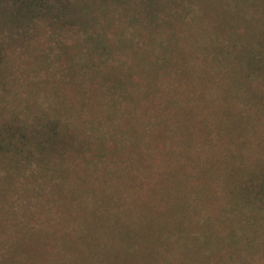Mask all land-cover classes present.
<instances>
[{
  "label": "rangeland",
  "instance_id": "rangeland-1",
  "mask_svg": "<svg viewBox=\"0 0 264 264\" xmlns=\"http://www.w3.org/2000/svg\"><path fill=\"white\" fill-rule=\"evenodd\" d=\"M68 1L71 25L0 26V132L55 121L113 156L0 155V264H264V213L220 260L201 244L232 236L228 186L262 185L264 0Z\"/></svg>",
  "mask_w": 264,
  "mask_h": 264
},
{
  "label": "trees",
  "instance_id": "trees-1",
  "mask_svg": "<svg viewBox=\"0 0 264 264\" xmlns=\"http://www.w3.org/2000/svg\"><path fill=\"white\" fill-rule=\"evenodd\" d=\"M120 1V0H116ZM160 1V0H158ZM68 0H0V26L3 28H21L29 26V24L43 23L46 26L51 27H64V25H71L74 22V16L76 10L69 7ZM225 5V4H223ZM264 6V4H263ZM24 29V28H22ZM18 29V30H22ZM3 52L0 48V57ZM252 58V59H251ZM248 61L245 63L246 66H251L257 69L255 65L257 61L254 55L251 56ZM263 63V64H262ZM260 69L264 65V60L261 59L258 61ZM131 87L128 88V93L130 97L135 100V104L142 109L154 108L150 103L149 94L144 95L138 89ZM133 90L136 91L133 92ZM140 94L142 96H140ZM118 95V94H117ZM124 98V96H123ZM126 102L133 103L132 100L127 97L124 99ZM133 105V104H132ZM139 117L137 115L132 116L129 119ZM41 130L37 131L36 134H30L26 132L23 128L18 126L5 127L0 132V155L14 153L20 158L28 160L29 165L31 160H36L37 157L39 164L41 162H46L45 159L51 158L58 161H64L67 158H79L84 157L85 159H94L95 157L106 158L110 153L108 146H104L107 150H101L98 148H93L88 142L77 140L73 136L63 134L64 130L58 125L55 121H50L44 127H40ZM109 150V151H108ZM262 185L258 188V191L253 188V186H238L236 184H231L227 187L226 193L227 198L230 200V212L237 214V217L234 219L227 218L224 222L223 228L228 229V233L232 236L226 238L214 239L210 235L209 238L212 240L201 242L202 245H205L208 249V255L218 254V260L221 257H225V252H222V249L226 250L227 247L237 245L239 241L235 240V228L237 225L249 223V220L244 216L249 210H254L256 212L264 213V169L262 172ZM259 196V197H258ZM261 196V197H260ZM215 228V227H212ZM219 230L218 228H215ZM155 229L152 231L154 232ZM186 231H183L185 233ZM124 238L130 243L138 241V239H148L152 241V244L155 245L159 238L156 235H151V229H147L146 233L142 235L140 232L132 233L131 236L128 234H123ZM205 235V234H202ZM142 239V240H143ZM200 241L199 239H197ZM230 242L226 245L225 243ZM157 264V263H150Z\"/></svg>",
  "mask_w": 264,
  "mask_h": 264
}]
</instances>
